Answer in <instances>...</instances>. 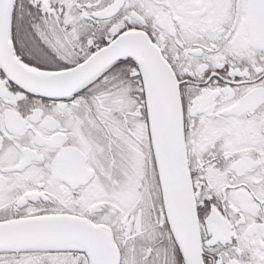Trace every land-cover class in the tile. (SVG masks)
I'll return each mask as SVG.
<instances>
[{
	"label": "snow or ice",
	"instance_id": "snow-or-ice-1",
	"mask_svg": "<svg viewBox=\"0 0 264 264\" xmlns=\"http://www.w3.org/2000/svg\"><path fill=\"white\" fill-rule=\"evenodd\" d=\"M0 264H264V0H0Z\"/></svg>",
	"mask_w": 264,
	"mask_h": 264
}]
</instances>
